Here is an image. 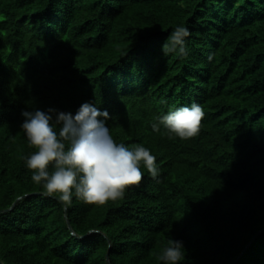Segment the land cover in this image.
Wrapping results in <instances>:
<instances>
[{
	"label": "trees",
	"instance_id": "obj_1",
	"mask_svg": "<svg viewBox=\"0 0 264 264\" xmlns=\"http://www.w3.org/2000/svg\"><path fill=\"white\" fill-rule=\"evenodd\" d=\"M179 25L187 55L163 54ZM85 102L160 174L66 208L31 180L22 112ZM193 103L197 136L152 130ZM170 239L181 264H264V0H0V264H163Z\"/></svg>",
	"mask_w": 264,
	"mask_h": 264
},
{
	"label": "clouds",
	"instance_id": "obj_2",
	"mask_svg": "<svg viewBox=\"0 0 264 264\" xmlns=\"http://www.w3.org/2000/svg\"><path fill=\"white\" fill-rule=\"evenodd\" d=\"M189 35L183 25L175 27L162 45L163 54L186 56ZM22 115L21 128L35 149L26 157L31 180L43 188V195L57 197L66 208L73 196L95 205L122 199L127 189L143 182L142 168L153 179L160 174L156 156L142 144L117 143L106 125L109 113L90 103H83L75 115L54 108ZM204 116L203 108L193 103L158 117L151 127L159 132L162 125L168 134L190 139L199 134ZM184 256L182 242L170 239L158 259L163 264H181Z\"/></svg>",
	"mask_w": 264,
	"mask_h": 264
},
{
	"label": "water",
	"instance_id": "obj_3",
	"mask_svg": "<svg viewBox=\"0 0 264 264\" xmlns=\"http://www.w3.org/2000/svg\"><path fill=\"white\" fill-rule=\"evenodd\" d=\"M70 228L72 229V227L70 226Z\"/></svg>",
	"mask_w": 264,
	"mask_h": 264
}]
</instances>
